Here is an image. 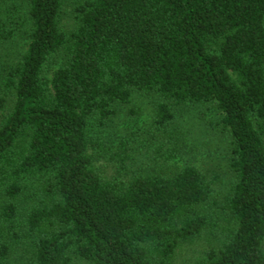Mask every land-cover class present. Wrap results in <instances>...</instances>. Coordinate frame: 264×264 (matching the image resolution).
<instances>
[{"label":"trees","instance_id":"obj_1","mask_svg":"<svg viewBox=\"0 0 264 264\" xmlns=\"http://www.w3.org/2000/svg\"><path fill=\"white\" fill-rule=\"evenodd\" d=\"M0 119V264H264V0H0Z\"/></svg>","mask_w":264,"mask_h":264},{"label":"rangeland","instance_id":"obj_2","mask_svg":"<svg viewBox=\"0 0 264 264\" xmlns=\"http://www.w3.org/2000/svg\"><path fill=\"white\" fill-rule=\"evenodd\" d=\"M152 101L149 99H138L134 101L129 106H125L126 109L122 110L119 114L120 119L117 121L118 131L120 130H136L138 129L140 132L144 131V128L147 127L148 123L151 121L152 114ZM132 111L135 113L134 116L129 115L128 111ZM205 114L208 118L217 121L218 116L214 112L212 106H205L198 109V112ZM1 120V119H0ZM115 125V127H116ZM130 125H136V128L129 127ZM113 130V129H112ZM124 132V131H123Z\"/></svg>","mask_w":264,"mask_h":264}]
</instances>
